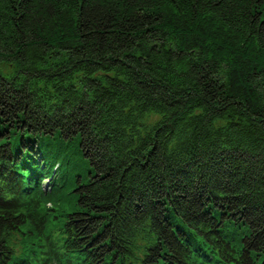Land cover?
<instances>
[{"label":"trees","instance_id":"trees-1","mask_svg":"<svg viewBox=\"0 0 264 264\" xmlns=\"http://www.w3.org/2000/svg\"><path fill=\"white\" fill-rule=\"evenodd\" d=\"M0 264H264V0H0Z\"/></svg>","mask_w":264,"mask_h":264},{"label":"rangeland","instance_id":"rangeland-1","mask_svg":"<svg viewBox=\"0 0 264 264\" xmlns=\"http://www.w3.org/2000/svg\"><path fill=\"white\" fill-rule=\"evenodd\" d=\"M66 140L65 138H63ZM62 142L61 137H57L56 139H50V147L57 148L58 143ZM64 147V155L62 164L60 166L62 170V177L60 180L59 188L53 193L54 196L44 203L45 207H50L51 210H48L52 213V217L50 220L49 226H53L54 228L60 225L59 218L61 217L62 210H72L74 209V192H72V187L77 185L78 177H82L83 180H86L89 177L90 164L87 160V157L83 155L80 148V138L76 136L70 140V142H62ZM41 185L46 190H51L50 180L48 178H44L41 180ZM54 210V211H53ZM54 216V217H53ZM59 216V217H58ZM56 217V218H55ZM58 219V220H55ZM53 221L55 223H53ZM237 230L232 228L230 229V233L228 236L233 238L236 236ZM18 238V246L23 248V246L29 245L32 242V237L29 233L26 232H18L16 234ZM234 241V240H233ZM235 243V242H234Z\"/></svg>","mask_w":264,"mask_h":264},{"label":"bare ground","instance_id":"bare-ground-1","mask_svg":"<svg viewBox=\"0 0 264 264\" xmlns=\"http://www.w3.org/2000/svg\"><path fill=\"white\" fill-rule=\"evenodd\" d=\"M54 217V216H53ZM59 217V216H58ZM56 218V217H55ZM61 218H59V220H60ZM55 220H58V219H55ZM53 223H55L54 221H53ZM42 234H44V233H42ZM40 236H41V234H40ZM180 262V261H179Z\"/></svg>","mask_w":264,"mask_h":264}]
</instances>
